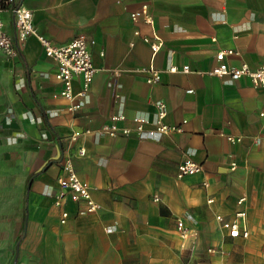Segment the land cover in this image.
Segmentation results:
<instances>
[{"label":"crops","instance_id":"1","mask_svg":"<svg viewBox=\"0 0 264 264\" xmlns=\"http://www.w3.org/2000/svg\"><path fill=\"white\" fill-rule=\"evenodd\" d=\"M16 1L52 44L83 36L94 67L82 107L71 112L37 36L15 58L0 53V186L21 194L18 264H264V87L207 73L223 50H233L229 66L264 64V0ZM143 4L152 27L130 18ZM2 19L13 36L11 13L4 9ZM152 29L162 41L154 57L142 39ZM150 63L160 74L155 84L145 81ZM80 88L75 78L73 90ZM158 101L181 132L101 131L111 122L154 124ZM74 131L82 134L69 143ZM68 148L95 212L82 202L54 204ZM185 158L202 171L177 178ZM239 211L248 236L232 238L216 217L232 220Z\"/></svg>","mask_w":264,"mask_h":264},{"label":"built area","instance_id":"2","mask_svg":"<svg viewBox=\"0 0 264 264\" xmlns=\"http://www.w3.org/2000/svg\"><path fill=\"white\" fill-rule=\"evenodd\" d=\"M8 10L12 15L14 35H9L4 29V21L2 19V12ZM132 21L142 20L153 25L152 15L146 4L141 5L138 10L130 13ZM137 35L138 32L135 31ZM29 35L38 37L45 56L51 58L56 64V71L54 78L61 83V89L58 95L65 98L69 102L68 110L75 112L82 107L83 100L86 97L90 84L94 77V67L92 64L91 52L89 45L83 36L78 35L69 42L62 45H54L44 37L37 34V29L33 21L32 11L24 7L16 0H0V53L8 58H15L19 55L20 48L24 44ZM143 41L149 45L151 56L154 57L162 47V41L152 29L150 37L144 36ZM233 50H223L216 54V64L207 73L215 76H228L231 80H238L246 77L250 80L254 87H264V64L250 68L247 64H242L239 67H232L225 63L226 55L232 54ZM176 67L169 68V72H177ZM181 72H189V67L183 65ZM159 71L152 63L145 68V81L148 84H155L159 81ZM79 78L81 81V88L75 92L73 90V80ZM191 93L192 90H188ZM156 109V121L154 124L147 126L145 122L137 121L133 128L119 127L116 123L111 122L103 124L101 131L108 136H115L117 134L129 135L134 133L137 136L145 135L149 138H154L157 135H170L172 133H179L182 130L181 124H168L165 119L167 116L166 104L162 101L154 103ZM264 126V111L259 112ZM185 121H182V124ZM86 130L85 133H88ZM82 134L80 131H74L69 137V143L76 141ZM229 142H239L241 137L226 136ZM256 143L260 142L259 138L255 139ZM68 148L60 162L62 175L58 178V193L56 195L54 204L61 206L66 200L72 202H82L84 204L85 212H95L98 209V204L92 199L89 188L76 173L73 164V156ZM76 154L79 157L85 155V150L80 147ZM202 171V165L191 160L190 158L183 159L177 166L176 177L181 178L186 175H192ZM157 198H155L156 200ZM244 197L239 198L238 202L242 203ZM245 212H236L235 218L232 220H225L222 216H217L216 219L221 223L222 227L227 231L229 237H247L248 231L245 224L240 222L244 218ZM68 217V213L64 210L61 213L60 223H64ZM178 229L181 233H185L182 221L177 222ZM213 252L214 250H209Z\"/></svg>","mask_w":264,"mask_h":264},{"label":"rangeland","instance_id":"3","mask_svg":"<svg viewBox=\"0 0 264 264\" xmlns=\"http://www.w3.org/2000/svg\"><path fill=\"white\" fill-rule=\"evenodd\" d=\"M22 211L18 186L15 190L0 186V264H18L20 236L17 231L21 229Z\"/></svg>","mask_w":264,"mask_h":264}]
</instances>
